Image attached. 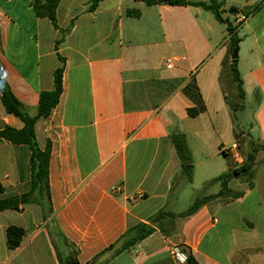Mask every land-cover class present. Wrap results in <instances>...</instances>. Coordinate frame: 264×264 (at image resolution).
<instances>
[{"label": "crops", "instance_id": "crops-1", "mask_svg": "<svg viewBox=\"0 0 264 264\" xmlns=\"http://www.w3.org/2000/svg\"><path fill=\"white\" fill-rule=\"evenodd\" d=\"M36 1L44 2L0 0V69L35 117L40 94L54 90L55 72L64 68L60 103L36 123V135L41 149L51 143L53 217L79 263L190 264L191 254L197 264H264V0L245 13L231 6L236 49L229 31V38L223 30L210 33L204 12L210 10L200 6L100 0L92 10L94 0H61L57 29L37 17ZM218 4L221 15L224 2ZM257 14L261 21L250 24L253 49L242 71L238 28ZM241 15L248 18L238 24ZM168 59L177 60L171 70ZM235 59L243 99L232 71ZM200 101L204 112L191 117ZM247 103L250 116L241 122L236 112ZM7 127L20 130L24 123L7 112L0 92V132ZM179 134L193 156L192 182L181 176L172 143ZM234 145L239 163L223 152ZM251 154L252 181L241 175L228 184L239 197L212 198L194 215L166 222L167 233L155 227L117 253L122 236L150 224L158 211L183 213L198 197L219 194L221 184L208 183L248 164ZM30 159L27 146L0 137V200L30 190ZM118 186L122 192L113 193ZM188 187L193 201L184 207ZM11 226L26 232L16 249L8 246ZM174 247L186 254L185 262L172 255ZM0 264H59L38 205L0 213Z\"/></svg>", "mask_w": 264, "mask_h": 264}, {"label": "trees", "instance_id": "trees-1", "mask_svg": "<svg viewBox=\"0 0 264 264\" xmlns=\"http://www.w3.org/2000/svg\"><path fill=\"white\" fill-rule=\"evenodd\" d=\"M61 0H44L43 3L36 1L33 4V9L40 18H48L51 20L53 26L59 29L57 20V10ZM142 1L148 6L153 5H170V6H200L207 10L212 11L218 20L223 21L220 15V5L216 0H211V4L207 5L201 2H190L187 0H137ZM100 0H94L92 3V10H94ZM128 14L134 16H140L138 12L128 11ZM228 31L232 36H236V28L231 25L228 27ZM70 32V28L62 31L63 36ZM234 47L236 49L237 38L234 40ZM62 62L63 58L59 57ZM233 75L237 83V87L240 93V97L243 99V81L241 79L238 67L237 59L233 61L232 66ZM63 75L64 68H59L55 72L54 85L55 88L52 91H44L40 94L38 114L32 117L21 101L16 97L12 91L10 85L4 80L0 69V92L1 100L9 114L15 115L20 118L24 123V127L20 130L7 127L0 132V137L12 142L15 145H25L31 151L30 168H31V184L30 190L21 196H14L7 199L0 200V213L6 210H20L22 205L36 204L43 212V219L47 222V228L52 238L53 246L56 250L57 259L59 264H80L77 259L78 251L73 244L69 242L67 237L59 228L53 215L54 208L51 198V188L49 182V163L51 155V143L48 142L46 148L43 150L40 148L37 135H36V123L42 118H48L54 108L60 103V99L63 93ZM185 91V90H184ZM187 92V90L185 91ZM205 107L203 102L200 101L199 106L189 110L191 117H196L200 113L204 112ZM172 143L175 146L177 154L181 161V176L186 179L187 182H192L194 172V161L191 151L188 148L187 140L185 135L179 134L172 137ZM254 161V154L249 156V163L243 165L239 169H234L229 173L222 174L221 176L213 179L208 183L209 185L220 183L222 186L221 191L216 196H208L203 198H197L190 208L183 213H171L166 210H160L149 218L150 224H138L130 228L126 234L119 240L118 245L121 247L117 253H121L135 246L138 242L148 238L155 233L156 228L162 232L167 233L165 224L168 221H172L176 218H185L194 215L208 200L215 197L231 196L237 198L240 194H232L229 189V182L232 178L247 175L248 180L251 182L253 179V173H251L252 163ZM3 189L0 185V193ZM156 227V228H155ZM25 230L20 227L11 226L7 230L8 246L11 249H16L20 246L22 239L25 235ZM112 246L110 249H113ZM188 262L190 264H197L191 254L188 256Z\"/></svg>", "mask_w": 264, "mask_h": 264}, {"label": "rangeland", "instance_id": "rangeland-1", "mask_svg": "<svg viewBox=\"0 0 264 264\" xmlns=\"http://www.w3.org/2000/svg\"><path fill=\"white\" fill-rule=\"evenodd\" d=\"M193 1H207L210 2L211 0H193ZM217 3L218 2H224L222 9H224L225 11H221V16L223 21L218 20V18L216 17V15L210 11L205 12V14H207L206 16H208L210 18L209 21H206L207 24H209L211 26L210 29V33H221V31L223 30L225 33V36L227 38H229V32H228V27H229V23H233L236 26V23L232 17V12L230 11L231 6L235 5L239 11L242 13L245 11H249L250 7L248 6L249 4H255L257 3L259 0H216ZM261 15L257 14L254 18L250 17L247 20V23L242 24V26H240L238 28L239 31V35L238 37L242 40L240 42V48H239V56L238 59H242V63L243 66H241L242 71L246 70L245 63L248 61L249 57H250V52L252 51V43H251V38L248 37V33L250 32V24H255V23H260L261 21ZM249 22V25H248ZM237 118L238 120H240L241 122H244L245 120H248L249 116H250V109L248 107V103L246 104V110L242 111V110H238L236 112ZM189 193L187 192L186 194H184V198L182 200V206L184 207H189V203L190 199H191V187H188Z\"/></svg>", "mask_w": 264, "mask_h": 264}, {"label": "built area", "instance_id": "built-area-1", "mask_svg": "<svg viewBox=\"0 0 264 264\" xmlns=\"http://www.w3.org/2000/svg\"><path fill=\"white\" fill-rule=\"evenodd\" d=\"M247 18L248 17L246 15H241L240 17H238L237 23L241 24V23L245 22L247 20ZM184 59L185 58H182L180 60H184ZM176 61H177L176 59H168L166 62V67L170 70L173 69ZM237 147H238L237 145H234L232 148L224 149L223 152L226 154L230 153L232 158L237 163H239L241 160V156H240V153L238 152ZM112 191L115 194H120L122 192V187L121 186L114 187V188H112ZM170 251H171L172 255L177 259L178 262H185L186 261V258H187L186 254L183 253L179 248L174 247Z\"/></svg>", "mask_w": 264, "mask_h": 264}, {"label": "water", "instance_id": "water-1", "mask_svg": "<svg viewBox=\"0 0 264 264\" xmlns=\"http://www.w3.org/2000/svg\"><path fill=\"white\" fill-rule=\"evenodd\" d=\"M231 23H229V27H231ZM234 58H237V51H235V55H234Z\"/></svg>", "mask_w": 264, "mask_h": 264}]
</instances>
